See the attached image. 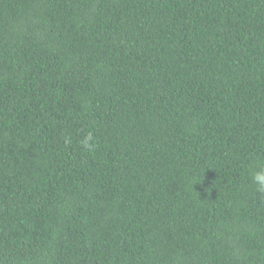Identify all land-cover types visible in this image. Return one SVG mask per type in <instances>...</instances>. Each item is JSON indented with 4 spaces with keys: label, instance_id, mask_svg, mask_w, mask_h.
<instances>
[{
    "label": "trees",
    "instance_id": "obj_1",
    "mask_svg": "<svg viewBox=\"0 0 264 264\" xmlns=\"http://www.w3.org/2000/svg\"><path fill=\"white\" fill-rule=\"evenodd\" d=\"M261 168L264 0H0V264H264Z\"/></svg>",
    "mask_w": 264,
    "mask_h": 264
},
{
    "label": "clouds",
    "instance_id": "obj_2",
    "mask_svg": "<svg viewBox=\"0 0 264 264\" xmlns=\"http://www.w3.org/2000/svg\"><path fill=\"white\" fill-rule=\"evenodd\" d=\"M93 139L91 133L82 141V146L86 149L91 150L90 141ZM252 181L256 185V190L260 193H264V168H261L260 171H256L252 173Z\"/></svg>",
    "mask_w": 264,
    "mask_h": 264
}]
</instances>
